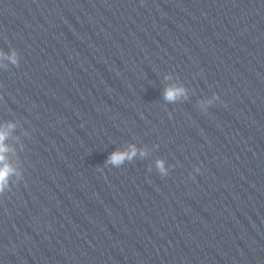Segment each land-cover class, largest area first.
<instances>
[{"label": "clouds", "instance_id": "obj_1", "mask_svg": "<svg viewBox=\"0 0 264 264\" xmlns=\"http://www.w3.org/2000/svg\"><path fill=\"white\" fill-rule=\"evenodd\" d=\"M12 64L19 66V61L17 59V54L13 51L12 55L8 57ZM165 79H170V77H165ZM163 97L166 101L170 103H175L181 98H187V90L183 86H168L163 93ZM219 99L217 94H213L212 100L208 101L209 105H212L216 100ZM203 108L204 105H201ZM207 111V109H205ZM15 125L11 122L6 123L4 126H0V195L4 194L6 190H10V178L12 176L20 177L21 173L17 171L9 162L7 153L12 149L6 144V140L9 137L10 130L13 129ZM147 151L145 149H138L135 145H129L126 150H116L109 154L106 165H111L113 167H121L125 162L133 161L137 156L144 158L147 156ZM174 167L173 165L165 166V161L163 159H157L155 162V168L161 176H167L170 169ZM199 168L196 169L199 172ZM151 171V169H149Z\"/></svg>", "mask_w": 264, "mask_h": 264}]
</instances>
